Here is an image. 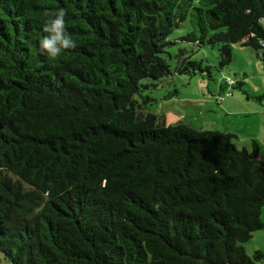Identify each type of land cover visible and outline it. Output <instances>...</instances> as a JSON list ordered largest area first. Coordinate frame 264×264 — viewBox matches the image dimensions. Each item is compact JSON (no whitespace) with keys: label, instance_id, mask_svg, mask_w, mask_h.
I'll use <instances>...</instances> for the list:
<instances>
[{"label":"trees","instance_id":"obj_1","mask_svg":"<svg viewBox=\"0 0 264 264\" xmlns=\"http://www.w3.org/2000/svg\"><path fill=\"white\" fill-rule=\"evenodd\" d=\"M59 8L77 47L51 60ZM235 44L264 62V0H0V264L262 262V146L148 112L163 79L211 77L180 45L222 70Z\"/></svg>","mask_w":264,"mask_h":264},{"label":"rangeland","instance_id":"obj_2","mask_svg":"<svg viewBox=\"0 0 264 264\" xmlns=\"http://www.w3.org/2000/svg\"><path fill=\"white\" fill-rule=\"evenodd\" d=\"M187 29L188 26L183 28ZM179 49L192 51V59L202 62L204 67H214L211 70V77L207 73L192 76L173 74L163 79L159 88L149 94L155 102L149 105L148 112L156 114L167 125L182 122L196 130L237 131L242 138L257 133L259 126L252 121L254 117L239 119L232 116L225 105L233 99L259 102L254 98H248L245 91L251 94L257 90L264 92L262 51L257 52L251 47L235 44L232 46L233 61L230 66L216 70L220 59L217 48L180 45ZM240 78L246 83L241 89L225 87L226 81L232 79L236 81ZM226 91L231 92L232 97L222 101L220 97L224 96ZM261 146L263 147L262 144ZM239 148L242 149L240 146ZM262 218L264 219V207ZM244 246L250 257L257 251L264 254V231L255 232L253 238ZM256 264H264V259Z\"/></svg>","mask_w":264,"mask_h":264},{"label":"clouds","instance_id":"obj_3","mask_svg":"<svg viewBox=\"0 0 264 264\" xmlns=\"http://www.w3.org/2000/svg\"><path fill=\"white\" fill-rule=\"evenodd\" d=\"M44 15L46 19L42 31L45 35L39 40V50L41 54L55 60L65 50L75 49L77 42L66 29L65 17L68 13L65 8L45 11Z\"/></svg>","mask_w":264,"mask_h":264},{"label":"crops","instance_id":"obj_4","mask_svg":"<svg viewBox=\"0 0 264 264\" xmlns=\"http://www.w3.org/2000/svg\"><path fill=\"white\" fill-rule=\"evenodd\" d=\"M249 94L256 96L264 94V92L261 93L257 90L254 91V93ZM225 108L232 116L238 117L239 119L254 117L252 121L259 126V131L257 133L248 134L247 137L242 138L237 131L226 130L224 132L231 133L235 136L234 140L238 148L240 146L242 149L246 148L250 150V146L253 141H257L260 145L262 144L261 158L264 159V102H256L250 99L245 102V100L242 99H233L225 105Z\"/></svg>","mask_w":264,"mask_h":264},{"label":"built area","instance_id":"obj_5","mask_svg":"<svg viewBox=\"0 0 264 264\" xmlns=\"http://www.w3.org/2000/svg\"><path fill=\"white\" fill-rule=\"evenodd\" d=\"M228 82H229V84H233L232 80H229ZM230 97H232V93L231 92H227L224 96H221L220 99L223 101L224 99L230 98Z\"/></svg>","mask_w":264,"mask_h":264}]
</instances>
